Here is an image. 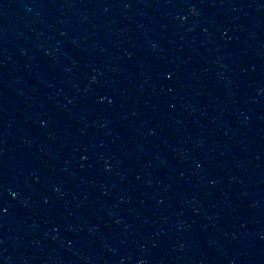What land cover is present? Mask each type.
I'll return each mask as SVG.
<instances>
[{
    "label": "water",
    "instance_id": "95a60500",
    "mask_svg": "<svg viewBox=\"0 0 264 264\" xmlns=\"http://www.w3.org/2000/svg\"><path fill=\"white\" fill-rule=\"evenodd\" d=\"M0 264H264V0L0 2Z\"/></svg>",
    "mask_w": 264,
    "mask_h": 264
}]
</instances>
